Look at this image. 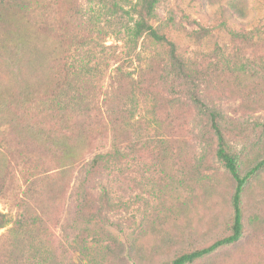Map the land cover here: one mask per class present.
<instances>
[{"label": "rangeland", "instance_id": "1", "mask_svg": "<svg viewBox=\"0 0 264 264\" xmlns=\"http://www.w3.org/2000/svg\"><path fill=\"white\" fill-rule=\"evenodd\" d=\"M27 1L19 28L39 30L44 52L56 43L69 51L70 114L92 109L98 117L94 131L83 127L82 137L68 142L77 155L72 165L29 154L3 136L0 153L10 168L0 211L14 218L27 189L39 193L35 210L47 227L50 264H168L229 235L235 181L217 160L208 116L189 92L222 116L240 176L264 160V0H158L151 24L166 42L143 38L137 45L124 31L129 17L118 20L136 0ZM169 43L191 80L175 77ZM53 92L31 105L33 119L65 130ZM123 112L131 133L116 157L108 123ZM97 155L105 158L90 170ZM240 207V240L192 264H264V165L246 181ZM10 249L0 229V264H8Z\"/></svg>", "mask_w": 264, "mask_h": 264}, {"label": "trees", "instance_id": "2", "mask_svg": "<svg viewBox=\"0 0 264 264\" xmlns=\"http://www.w3.org/2000/svg\"><path fill=\"white\" fill-rule=\"evenodd\" d=\"M157 2L158 0H136L128 10L121 8L118 20L122 21L124 17H129L131 24L126 25L124 31L135 45L143 38H150L158 44L166 42L164 36L160 35L151 24L155 16ZM28 6L27 0H0V143L1 139L3 141V136L6 135L13 139L20 150L29 154L36 152L44 153L43 155L46 156L51 155L62 163L65 161L72 165L77 155L68 142L82 137L83 127L91 128L94 131L92 122L97 120L95 118L98 116L92 109H85L78 115L70 114L75 103L70 97L72 93L70 73L66 71L65 57L69 51L64 43L60 45L56 43L53 49L44 52L39 30L26 33L19 28L17 25L20 21L19 16L26 15ZM113 13L117 14L115 11ZM231 36L233 40L248 41L243 34L231 33ZM168 45V58L175 77L184 81L191 80V75L188 74L183 61L176 54L175 46L171 43ZM61 72L63 75L59 76ZM192 82L187 83L192 84ZM52 88L56 98V111H58L56 120L64 124L65 130L64 128L62 130L45 128L40 121L33 119L36 114L33 108L36 111L37 109L35 105H31L36 103L37 99L42 98L46 89L52 91ZM61 91L64 93L61 94ZM189 99L201 113L208 116L210 130L216 140L215 156L235 181L232 197L233 219L229 235L215 240L205 248L181 254L168 264H192L194 261L208 256L220 248L232 246L240 240L244 224L240 196L249 177L264 165V160H262L244 176H240L235 156L227 151L223 131L219 124L222 116L202 104L194 91L189 92ZM56 108L52 107L51 109ZM108 112L114 115L111 108ZM31 114L33 115L30 117ZM119 114V117H113L108 123L112 134L113 155L116 157L121 155L122 145L129 142L132 126L127 113ZM81 117L83 125L79 123ZM104 158L105 156L102 155L95 156L90 170H96ZM9 168L10 162L7 156L0 153V196L5 192ZM49 189L50 185L47 183L45 190ZM38 194V192L35 194L30 186L25 196L20 199L22 211L14 218L0 211V229H6V235L10 239L11 251L7 257L8 264L51 263L47 227L41 212L35 210L36 198L40 197ZM87 202H89V198L85 197L84 203L78 211L80 215H86L84 210ZM42 248L49 250L48 256L44 257L41 254Z\"/></svg>", "mask_w": 264, "mask_h": 264}]
</instances>
